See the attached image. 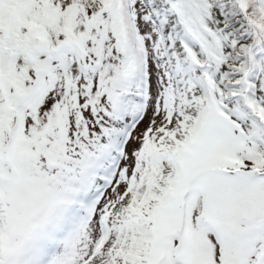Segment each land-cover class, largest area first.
<instances>
[{
	"label": "snow or ice",
	"instance_id": "6c2138e0",
	"mask_svg": "<svg viewBox=\"0 0 264 264\" xmlns=\"http://www.w3.org/2000/svg\"><path fill=\"white\" fill-rule=\"evenodd\" d=\"M0 264H264V0H0Z\"/></svg>",
	"mask_w": 264,
	"mask_h": 264
}]
</instances>
